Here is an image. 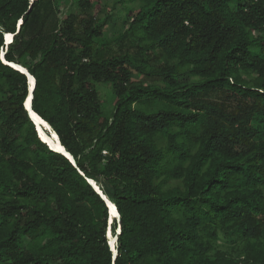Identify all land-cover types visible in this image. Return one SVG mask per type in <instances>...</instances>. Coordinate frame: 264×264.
<instances>
[{
	"label": "trees",
	"instance_id": "1",
	"mask_svg": "<svg viewBox=\"0 0 264 264\" xmlns=\"http://www.w3.org/2000/svg\"><path fill=\"white\" fill-rule=\"evenodd\" d=\"M1 50L73 160L0 59V264H264V0H0Z\"/></svg>",
	"mask_w": 264,
	"mask_h": 264
},
{
	"label": "clouds",
	"instance_id": "2",
	"mask_svg": "<svg viewBox=\"0 0 264 264\" xmlns=\"http://www.w3.org/2000/svg\"><path fill=\"white\" fill-rule=\"evenodd\" d=\"M20 23H21V21H18V23H17V29L19 28V25H20ZM8 34H10L11 36H12V38H11V41L8 43V44H10L11 42H12V40H13V34H11V33H8ZM5 35H7V34H4V37H5ZM7 44V45H8ZM4 45L5 46H7L6 44H5V41H4ZM0 55H3V56H0V59H1V61L4 63V64H6V65H8V66H10L11 68H13V69H15L14 68V66H13V63H10V62H7L6 60H4L5 58H3L4 57V52L1 50V52H0ZM16 65H18V64H16ZM24 68V67H23ZM26 69V68H25ZM16 70V69H15ZM17 71H19V70H17ZM20 72V71H19ZM21 73V72H20ZM23 74V73H22ZM26 76V75H25ZM32 76V75H31ZM27 77V76H26ZM32 78H33V86H34V88H35V79H34V77L32 76ZM29 84L30 83H28V80H27V91H28V88H29ZM33 91H34V89H33ZM28 93V92H27ZM26 97H27V95H26ZM32 98H33V96H32ZM26 99V98H25ZM24 102H25V100H24ZM23 107H24V109L26 110V112H27V114H28V117H29V113H28V109L27 108H25V106H24V103H23ZM31 108H32V99H31ZM39 116V115H38ZM40 117V116H39ZM41 118V117H40ZM29 119H30V117H29ZM42 119V118H41ZM31 120V119H30ZM43 120V119H42ZM32 121V120H31ZM44 122H45V124H46V127L42 124L41 125V129L36 125V123H34L33 121H32V123L34 124V126H35V129H36V131H37V134H38V137L40 138V140L42 141V142H44L48 147H49V149H51V150H53V151H55V152H58V150H57V147L55 148L54 146L56 145V142H57V139L55 138V136L54 135H56L57 136V134L52 130V128H51V126L45 121V120H43ZM48 125V126H47ZM55 133V134H54ZM44 135V136H47V137H49V138H51L52 140H53V142L55 143V145L54 144H52L53 146H50L49 145V143L46 141V140H44L43 138H42V136L41 135ZM54 134V135H53ZM57 138H58V136H57ZM95 184V183H94ZM96 185V184H95ZM97 186V185H96ZM97 188H98V186H97ZM99 189V188H98ZM99 191H100V189H99ZM97 192V191H96ZM101 192V191H100ZM98 193V192H97ZM102 193V192H101ZM108 205V223L110 224L114 219H117V217H118V215H114V214H112L111 213V205H109V204H107ZM109 230V229H108ZM110 234H111V236H109L108 235V233H107V238H108V241H109V244H110V246H111V240H110V238H112V239H114L113 240V242H115V237L113 236V234H112V232L110 231ZM112 249L114 250V244H113V246H112Z\"/></svg>",
	"mask_w": 264,
	"mask_h": 264
},
{
	"label": "water",
	"instance_id": "3",
	"mask_svg": "<svg viewBox=\"0 0 264 264\" xmlns=\"http://www.w3.org/2000/svg\"><path fill=\"white\" fill-rule=\"evenodd\" d=\"M14 68L16 70H19L21 73H23L24 75L27 76V80H28V83L29 84V88H28V93H27V97L25 99V102H24V106L25 108L28 109V113H29V117L30 119L35 123V121L32 119L31 117V114H36L32 108H31V99H32V96H33V89H34V86H33V78L32 76L28 73L27 69L23 68L22 66H18V65H15L13 64ZM20 67V68H19ZM41 124V123H40ZM38 126V125H37ZM45 126V125H44ZM48 126V125H47ZM39 127V126H38ZM46 127V126H45ZM41 129V125L39 127ZM49 138V137H48ZM49 142L51 144H55L53 142V140L51 138H49ZM58 152H60L61 154L65 155L66 157H68L69 159L73 160L72 157L64 150V148L60 145L59 143V148L57 149ZM91 185L94 187V189L100 194V196H102V198H104L103 194L99 191V189L97 188V186L94 184L93 181H90Z\"/></svg>",
	"mask_w": 264,
	"mask_h": 264
},
{
	"label": "bare ground",
	"instance_id": "4",
	"mask_svg": "<svg viewBox=\"0 0 264 264\" xmlns=\"http://www.w3.org/2000/svg\"><path fill=\"white\" fill-rule=\"evenodd\" d=\"M11 38H12V36L10 35V34H7V35H5V37H4V41H5V44L7 45L10 41H11ZM1 56H3V55H1ZM16 65V64H15ZM19 66V65H18ZM20 68V67H19ZM31 117H32V119L35 121V123H36V125H38L39 127H40V125H45L46 126V124H45V122L37 115V114H31ZM41 123V124H40ZM55 134V133H54ZM53 134V135H54ZM55 136V138L57 139V142H56V145L54 146L55 148L57 147V149L59 148V143H60V141H59V139L57 138V136L56 135H54ZM42 137H43V139L44 140H46L48 143H49V145L50 146H53L50 142H49V138L47 137V136H44L43 134H42ZM60 145H61V143H60ZM62 146V145H61ZM63 147V146H62ZM64 148V147H63ZM65 150V149H64ZM66 151V150H65ZM111 213L112 214H114L115 216L116 215H118V213H117V211L115 210L116 208L114 207V206H112L111 205ZM108 235L109 236H111V234H110V229L108 230ZM110 240H111V247L113 246V244H114V242H113V239L112 238H110ZM114 252H115V250H114Z\"/></svg>",
	"mask_w": 264,
	"mask_h": 264
},
{
	"label": "rangeland",
	"instance_id": "5",
	"mask_svg": "<svg viewBox=\"0 0 264 264\" xmlns=\"http://www.w3.org/2000/svg\"><path fill=\"white\" fill-rule=\"evenodd\" d=\"M115 21L117 22V24L119 25V27H120V21H118V20H116L115 19ZM98 89H99V91H100V96H101V99H102V101L103 102H105V103H107L108 101H110V96H111V93H109V91H107V90H105V85H103V84H99L98 85ZM105 90V91H104ZM103 92V93H102ZM114 240V239H113Z\"/></svg>",
	"mask_w": 264,
	"mask_h": 264
},
{
	"label": "snow or ice",
	"instance_id": "6",
	"mask_svg": "<svg viewBox=\"0 0 264 264\" xmlns=\"http://www.w3.org/2000/svg\"><path fill=\"white\" fill-rule=\"evenodd\" d=\"M117 231H119V229H117Z\"/></svg>",
	"mask_w": 264,
	"mask_h": 264
}]
</instances>
